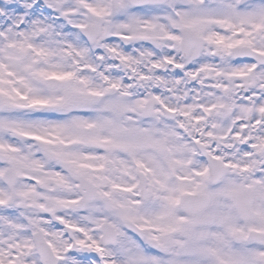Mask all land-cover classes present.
I'll use <instances>...</instances> for the list:
<instances>
[{
  "label": "snow or ice",
  "instance_id": "snow-or-ice-1",
  "mask_svg": "<svg viewBox=\"0 0 264 264\" xmlns=\"http://www.w3.org/2000/svg\"><path fill=\"white\" fill-rule=\"evenodd\" d=\"M0 264H264V0H0Z\"/></svg>",
  "mask_w": 264,
  "mask_h": 264
}]
</instances>
